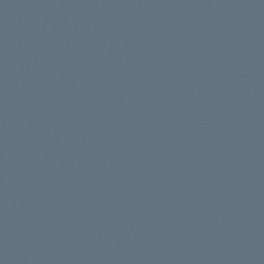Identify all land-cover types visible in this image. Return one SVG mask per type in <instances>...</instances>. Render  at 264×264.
<instances>
[{"label": "water", "instance_id": "water-1", "mask_svg": "<svg viewBox=\"0 0 264 264\" xmlns=\"http://www.w3.org/2000/svg\"><path fill=\"white\" fill-rule=\"evenodd\" d=\"M0 264H264V0H0Z\"/></svg>", "mask_w": 264, "mask_h": 264}]
</instances>
